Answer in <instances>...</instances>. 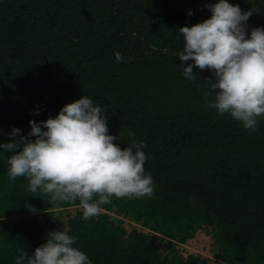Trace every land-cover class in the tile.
<instances>
[{"label": "trees", "instance_id": "1", "mask_svg": "<svg viewBox=\"0 0 264 264\" xmlns=\"http://www.w3.org/2000/svg\"><path fill=\"white\" fill-rule=\"evenodd\" d=\"M217 2L0 0V144L87 96L122 150L133 139L146 145L154 187L150 198L113 197L84 221L78 200L31 193L24 177L10 182L16 153L0 148V264H15L20 249L31 255L51 231L76 237L91 264H206L186 247L199 232L215 264H264V117L251 131L209 108L214 74L194 67L187 79L192 62L177 56L179 29L209 19L206 5ZM227 2L255 10L246 34L264 29V0Z\"/></svg>", "mask_w": 264, "mask_h": 264}, {"label": "clouds", "instance_id": "2", "mask_svg": "<svg viewBox=\"0 0 264 264\" xmlns=\"http://www.w3.org/2000/svg\"><path fill=\"white\" fill-rule=\"evenodd\" d=\"M206 7L209 19L179 29L184 46L178 59L192 62L183 67V76L196 79L194 67L212 72L215 82L207 80V95H215L206 101L208 107L255 131L257 118L264 117V29L253 28L246 34V22L254 9L242 12L227 0ZM115 59L121 62L123 57L116 52ZM29 125L28 136L35 137L34 141L21 136L19 141L0 144L5 152L16 153L7 161L10 182L24 177L31 193L40 192L52 201L78 200L84 221L97 216L101 205L113 197L153 196V179L144 168L149 158L142 150L146 145L133 139L122 150L114 143L116 137L108 134L102 108L87 96L65 105L55 118L29 121ZM19 135V129L10 133ZM128 136L133 138L134 133L129 131ZM29 211L37 210L29 206ZM76 239L67 231L48 232L47 242L31 255L20 249L15 264H91L74 247Z\"/></svg>", "mask_w": 264, "mask_h": 264}, {"label": "rangeland", "instance_id": "3", "mask_svg": "<svg viewBox=\"0 0 264 264\" xmlns=\"http://www.w3.org/2000/svg\"><path fill=\"white\" fill-rule=\"evenodd\" d=\"M56 213H58L60 220L64 218L65 213L60 214L59 208L56 209ZM131 225L132 224L128 223V227H131ZM151 237L154 238L157 242H159L158 236L151 235ZM209 245H211V241L209 240V238L199 232L194 237V245L186 247L189 249V251L199 255V261H202L203 258H207L208 261L206 264H215L214 256L209 252Z\"/></svg>", "mask_w": 264, "mask_h": 264}]
</instances>
